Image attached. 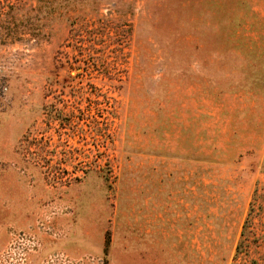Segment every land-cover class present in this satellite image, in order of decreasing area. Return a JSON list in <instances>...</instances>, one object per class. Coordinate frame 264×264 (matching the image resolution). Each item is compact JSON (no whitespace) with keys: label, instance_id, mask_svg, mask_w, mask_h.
Wrapping results in <instances>:
<instances>
[{"label":"rangeland","instance_id":"374dc122","mask_svg":"<svg viewBox=\"0 0 264 264\" xmlns=\"http://www.w3.org/2000/svg\"><path fill=\"white\" fill-rule=\"evenodd\" d=\"M53 1L0 0V264H264V0Z\"/></svg>","mask_w":264,"mask_h":264},{"label":"trees","instance_id":"16d2710c","mask_svg":"<svg viewBox=\"0 0 264 264\" xmlns=\"http://www.w3.org/2000/svg\"><path fill=\"white\" fill-rule=\"evenodd\" d=\"M49 1V3H52V4H54V1L53 0H47V2ZM67 2V1H66ZM66 2H63L62 3V5H61V8H62V12H65L66 13V11L68 10V8L70 7L69 5H68V3L66 4ZM48 3V4H49ZM76 5L78 6V8H80V7H83L84 5H82V3H76ZM47 19V18H46ZM40 21V19H38V22ZM238 25H239V23H238ZM248 39H250V48L248 49V53L249 54H251V53H253V45H254V41H253V37H251V36H246ZM248 68H249V70H250V73H248L247 75H246V77H245V80H246V85L247 86H244L246 89H248V85L250 86V83H251V81L253 80V79H256V78H258L257 77V73H258V69H257V66H256V64H248ZM242 243V242H241ZM241 243H239V245L237 246V248H236V253L238 254L239 253V249H240V244ZM235 256H237V255H235Z\"/></svg>","mask_w":264,"mask_h":264}]
</instances>
